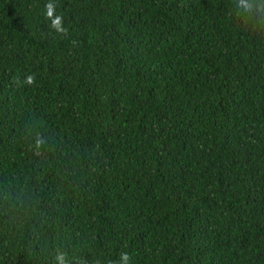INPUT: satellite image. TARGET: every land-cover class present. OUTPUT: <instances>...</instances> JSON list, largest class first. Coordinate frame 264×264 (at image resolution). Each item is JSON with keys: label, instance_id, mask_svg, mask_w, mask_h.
Returning <instances> with one entry per match:
<instances>
[{"label": "trees", "instance_id": "16d2710c", "mask_svg": "<svg viewBox=\"0 0 264 264\" xmlns=\"http://www.w3.org/2000/svg\"><path fill=\"white\" fill-rule=\"evenodd\" d=\"M125 254L264 264V0H0V264Z\"/></svg>", "mask_w": 264, "mask_h": 264}, {"label": "clouds", "instance_id": "9594fccd", "mask_svg": "<svg viewBox=\"0 0 264 264\" xmlns=\"http://www.w3.org/2000/svg\"><path fill=\"white\" fill-rule=\"evenodd\" d=\"M48 15H49L50 17L53 15V12H52V5H49ZM59 25H60V19L57 18V19L54 21V26L59 27ZM122 259H123V261H124V264H127V262H128V256H127V254L123 255Z\"/></svg>", "mask_w": 264, "mask_h": 264}]
</instances>
